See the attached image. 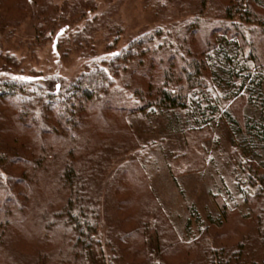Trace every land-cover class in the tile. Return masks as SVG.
I'll use <instances>...</instances> for the list:
<instances>
[{
    "label": "trees",
    "instance_id": "16d2710c",
    "mask_svg": "<svg viewBox=\"0 0 264 264\" xmlns=\"http://www.w3.org/2000/svg\"><path fill=\"white\" fill-rule=\"evenodd\" d=\"M2 2L6 0H0V9L6 6ZM10 2L22 13L25 0ZM4 9L11 12L8 5ZM224 13L222 24L210 30L200 18L194 25L184 24L176 42L158 40L159 29L133 39L103 66L85 69L70 83L0 80V264H92L98 250L92 196L104 170L102 160L126 155L131 148L134 152V159L110 178L117 211L136 200L135 194H126L129 187L147 188L135 157L140 148L126 123L129 115L154 109L187 112L194 103L196 124L184 132L185 138L223 122L251 156L264 151V0H231ZM234 14L240 16L239 24L232 21ZM127 72L132 97L113 99L115 81ZM238 101H244L241 111L234 109ZM208 130L201 142L209 141ZM200 160L193 156L187 162ZM234 161L244 178L239 185L264 262V165L235 151ZM142 195L140 210L126 214L132 232L119 243L141 258L140 264H164L161 258L152 262L149 253L147 257L145 237V247L137 243L147 230L158 242L157 255L179 249L160 203L151 193ZM220 202L227 220L230 209ZM22 237L34 239L33 250L27 245L19 249ZM249 242L245 235L230 247L207 245L201 254L193 249L182 264L201 258L200 264H257L260 256Z\"/></svg>",
    "mask_w": 264,
    "mask_h": 264
},
{
    "label": "rangeland",
    "instance_id": "374dc122",
    "mask_svg": "<svg viewBox=\"0 0 264 264\" xmlns=\"http://www.w3.org/2000/svg\"><path fill=\"white\" fill-rule=\"evenodd\" d=\"M230 2L25 0L20 13L10 0H6L2 2L6 5L4 8L8 5L11 12L8 13L3 7L0 9V80L42 84L49 78H56L70 83L85 69L94 65L103 66L133 39L151 34L157 29L161 33L158 40L176 42L181 38L184 24L193 23L198 18L202 19L199 22H205L206 29L219 27L218 24H222L219 21L225 18L224 10ZM84 6H89L86 12L83 11ZM232 21L239 24L240 16L234 14ZM83 29H86V34L90 33L89 38L82 33ZM130 75L127 72L115 81L110 97H132ZM243 103H234V109L241 111ZM195 106L192 103L187 112L154 109L126 118L136 140V148H140L135 157L143 167L146 190L160 203L179 249L175 253L163 251L157 255L158 242L155 235L147 230L137 243L147 241L146 254L148 257L149 253L148 258L152 262H159L158 258H161L164 264H182L187 256L194 254L191 253L193 249L201 254L207 245L230 247L242 236L249 235L250 250L260 256L257 264H264L261 262L262 253L259 254L257 249L259 233L256 234L257 229L251 218L253 216L250 215L244 202L245 194L240 188L244 178L234 161L235 151L264 165V151H258L256 158L251 156L244 148L242 139L236 133H231L223 122L212 129H204L210 133L209 141L201 142L206 136L202 131L199 134H186L188 143L185 142L184 132L196 124L197 116L192 115ZM93 137L98 138V133ZM201 144L205 148L204 158L201 155ZM130 150L132 148L126 155L120 153L102 160L104 170L92 196L96 201L98 222V250L91 258L92 264L141 263V258L130 254L128 246L121 245L119 240L132 232L129 228L131 219L128 221L126 214H136L140 210L138 202L141 195L150 193L145 188H127L126 194H135L136 200L125 204L123 212L117 211L115 189L110 180L115 170L133 157L134 152ZM193 156L197 160L201 156L202 161L195 165L187 162ZM216 196L219 197L216 199ZM220 201L230 209L227 220L221 216ZM33 240L22 237L17 243L19 249L24 250L27 245V250L30 247L29 250H33ZM197 242L195 248L193 243ZM201 259L196 264L204 262Z\"/></svg>",
    "mask_w": 264,
    "mask_h": 264
}]
</instances>
